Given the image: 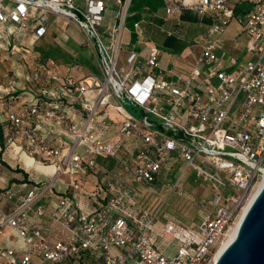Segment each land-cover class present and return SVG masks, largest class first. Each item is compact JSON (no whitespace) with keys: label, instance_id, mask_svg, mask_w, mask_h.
<instances>
[{"label":"built area","instance_id":"2783aa9c","mask_svg":"<svg viewBox=\"0 0 264 264\" xmlns=\"http://www.w3.org/2000/svg\"><path fill=\"white\" fill-rule=\"evenodd\" d=\"M14 1L8 13L0 9L2 23L14 22L7 33L32 40L46 33L49 14L64 17L95 51L98 72L58 75L37 62L26 85L15 78L0 84L7 151L25 150L56 168L55 179L41 186L0 187V232L8 227L23 243L21 250L0 247V264H81L97 254L101 264H209L216 242L264 176V0H162L167 18L190 10L209 20L194 60L167 67L152 43L121 55L132 0H114L116 18L105 24L106 0H84L83 7L74 0ZM243 5V15H236ZM233 18L247 35L242 57L216 47ZM144 22L133 23L139 45ZM177 24L159 30L181 38ZM29 52L20 44L9 49L11 56ZM55 125L71 139L49 130ZM99 156L115 159L131 181L97 180L88 190ZM188 170L211 190L209 199L200 196L198 224L160 219L164 201L154 209L137 203L135 184L172 171L174 183L166 186H175ZM60 175L68 183L56 194ZM163 241L176 244L173 254Z\"/></svg>","mask_w":264,"mask_h":264},{"label":"rangeland","instance_id":"374dc122","mask_svg":"<svg viewBox=\"0 0 264 264\" xmlns=\"http://www.w3.org/2000/svg\"><path fill=\"white\" fill-rule=\"evenodd\" d=\"M141 3L139 1H133L132 4L129 7V11H140L141 10ZM118 11V6H116L113 2L108 5L106 12H105V18H104V24L105 23H112L115 18ZM50 19L54 18V26L51 28L52 33L57 36V39H59L61 42H65L67 45L58 46L54 45L56 44V41H53L52 43H49L51 49H55L56 52L62 53L63 55H58L57 58H49L46 61L49 62V65L53 67V69L60 73V74H66L71 73L77 77H81L86 74H90V69H97L96 66V60H95V51L93 48L89 47L86 44V40L82 32L76 27V25L66 20L64 17L51 15ZM132 21L133 18L129 17L127 19V22L125 24V28L123 31L122 36V44H121V55L125 54L126 51L133 48V45H135L136 49H142L145 45L151 43L149 41L154 40L157 41L154 42L160 49V64L162 67H167L169 61H173L172 63H175L174 58H176V55H174L173 49L169 46L170 43L166 41L167 39L176 38L175 36H167L166 33L159 30L160 25H151L148 26L146 24V38L148 41L143 42L142 45H139L136 43L134 30L132 27ZM177 20H174V18H169V20H166L163 24V27L165 29H174L175 25L177 24ZM149 24V23H148ZM183 34V37L177 39V43H188V46L185 48L186 50L183 51V53L180 54V57L183 59L191 60L193 59L194 55H196L199 51V45L190 44V40L192 37L190 35H196L202 29L204 28V25L202 24H196L193 26V30L190 32V27L186 26V23L184 21H180L179 24L176 26ZM242 26L240 22L237 20V18H233L231 22L226 26L225 31L222 33V35L219 36L218 43H217V49L219 52L224 53L225 55L230 54L233 56H245V45L247 41V35L245 32L241 31ZM158 32L157 38L154 37V34ZM148 37V38H147ZM154 37V38H153ZM82 42V43H81ZM46 39L45 37H40L38 40H35L33 45L34 46H41L45 45ZM47 46V45H46ZM45 46V47H46ZM64 46V47H63ZM38 50V48H37ZM40 52V50H39ZM1 58V54H0ZM51 60V61H50ZM1 61V59H0ZM1 64V63H0ZM91 71V70H90ZM8 74L7 76H11V73L6 72ZM0 74V84L3 83L1 79ZM57 106V104H55ZM127 109L137 118H140V112L136 110L134 107H127ZM71 113V111L69 110ZM113 113V112H112ZM58 126V125H56ZM60 127V126H59ZM61 128V127H60ZM62 132V137L65 139H71L69 137V134L61 128L59 130ZM23 154H25L27 157L33 159V163L39 162L41 164V161L37 160L35 157L27 154L25 150L20 151L19 153H16L15 151H6L1 150L0 151V163H6L11 164L13 167H17L15 165L13 157H16L19 159L21 164L24 166H29L33 168V164L31 162H26L23 158ZM3 158L5 161L1 160ZM112 159V158H111ZM115 161V159H113ZM47 165L48 164H44ZM19 168V167H18ZM34 169V168H33ZM21 170V168H20ZM94 174L96 177L100 179L104 178H115L119 181L121 184H126L127 182L131 181V176L122 170V168L118 164H114V166L107 168H99L97 172H94L92 170L89 171V174ZM120 173V175H119ZM55 174V173H54ZM54 174H46L38 171H34V175L38 176L39 178L43 179L44 182H48L55 179ZM24 174L22 173V176ZM1 180V177H0ZM61 180H65L67 182L66 175H60L55 181L53 185V191H59L60 189V183ZM174 183V182H173ZM172 183V184H173ZM28 184H32L31 182H28ZM135 187H138L137 189L141 190L142 193V202L146 205H152L156 202L160 201L163 202L166 197L169 195L165 208L169 211L171 214L175 215L177 218H179L184 224L187 226L198 224L203 218L204 214L200 212V200L201 197L209 199L211 190L207 188V186L202 185L199 180H196V176L194 171L188 170L185 172L182 182L178 183L175 186H162L158 184L157 186H146L143 184H135ZM173 191V192H172ZM55 192V191H54ZM172 192V193H171ZM170 193V194H169ZM177 196V197H176ZM176 197V198H175ZM171 204V205H170ZM212 208V206H210ZM86 209V207L84 206ZM162 217H160L161 219ZM5 238V237H4ZM4 238L0 240V244L3 243L4 245L7 241L4 242ZM11 239L15 240L16 236H13ZM163 246L168 248V253L173 254L176 248V244L174 242H168L163 241ZM215 252V248L213 250Z\"/></svg>","mask_w":264,"mask_h":264},{"label":"trees","instance_id":"16d2710c","mask_svg":"<svg viewBox=\"0 0 264 264\" xmlns=\"http://www.w3.org/2000/svg\"><path fill=\"white\" fill-rule=\"evenodd\" d=\"M133 1H135V0H132V2ZM136 1H139L141 3L142 7H141L140 11H136V12L129 11L127 19L129 17L133 18L132 27H133V23L136 22V21H139V20H144V21L149 23V24L147 23L148 26H151L153 24L154 25H163L166 20H169V18H174V20H177V18H179L180 20L185 21L186 26L190 27V32L193 30V26L194 25H196V24L204 25V28L198 34L193 35V36L190 35V37H192V39H189L191 45H194L195 43H198L202 39L201 38L202 33L205 31L206 24L209 21L206 16L201 17V15H199V14L193 12V11L187 10V11L180 12V13L174 15V16H170V17L167 18V17H165V13H164V10L162 8V0H136ZM74 2L78 6H81V7L84 6V0H83V3L81 2L79 4L77 3V0H74ZM112 2L114 3V0H106V6L108 7V5H110ZM16 4L17 3L14 0H0V9H1L2 13L6 14L11 9V7L15 6ZM244 7H245V5H243L239 9H237L236 12H235L236 15H240V16L243 15L244 12L241 9L242 8L244 9ZM51 15H55V14H51ZM48 16H50V14ZM127 19H126V22H127ZM13 26H14V22L12 20H9L7 23H2L0 21V34H1V36H0V51H6L7 52V51H9V49L11 48V46L13 44H20V45H22L24 47H27L29 49L30 53L33 52L34 51L33 43H34L35 40H38L40 37H38V38L37 37H33L32 40H30V38H29L27 42H22L23 40H21V37H23L25 35H21V34L14 35V34L7 33V30L8 29H12ZM143 26L146 29V27H145L146 24L143 23ZM157 34H158V32L156 34H154L155 38H157V36H158ZM43 36H41V37H43ZM177 39L173 37L170 40L167 39L166 41H168L170 43L169 46L173 50H175L177 52H182L188 46L189 42L188 43L179 44V43H177ZM145 41H148V40L145 39ZM156 41H157V39H156ZM156 41L151 40L149 42H151L152 44L156 45L154 43ZM41 55H42V61L46 64V66H48L49 69H51L52 71H54L58 75H65V74H60V73L56 72L53 69V67H51L49 65V62L46 61L49 58H57L58 55H63L62 53L56 52L55 49H51L50 46H49V48L47 50H42ZM90 70H89V73H97L98 72L97 69H90ZM66 74L73 75L71 73H66ZM73 76L77 77L75 75H73ZM4 83H6V82H4ZM5 127H6L5 121H4V123L0 122V151L2 149L7 151V147H8V139H7V136H6ZM101 159L102 160H109L111 158L110 157L99 156L97 158V161L99 162V160H101ZM1 160L5 161L3 158H1ZM2 164L4 165L3 169H7V167L10 168L9 164H6V163H2ZM16 166L17 167H14L12 170L17 172V173H20L21 177L11 179L8 184L4 185V187H9L12 183H28V182H31V183L36 184L38 186H41V184L44 183L43 179H41L38 176L34 175V171H36V170L28 169V168L23 167L22 165H19V164L16 165ZM111 166H114V164L103 166V168H107L108 169ZM99 167H100V165H99ZM20 168H21V170H20ZM22 173L24 174L23 176H22ZM164 174L162 175V177H164L163 179L160 178L159 180L153 182L152 184H143V185L151 187V186H154V185L157 186L158 184H160L162 186H166L167 182H170L172 184V182H173V176H172L173 172L172 171L170 173L168 172L167 175H164ZM2 175L3 174L1 172V176ZM165 176H166V178H165ZM166 187H168V186H166ZM137 188L138 187H135V190L138 193L137 203L140 206H143V207H146V208H149V209H154L158 204L161 203L160 201H158V202H156L155 204H152V205L144 204L142 202V198H141L142 197L141 190H139ZM58 193L62 194L64 192H58ZM168 197H169V195L166 197V199L163 202V205H162V207L160 209L159 218L160 217H162V218H164V217L165 218H171L174 221L179 222V223L187 226L179 218H177L175 215L171 214L169 212L171 210H168V209L165 208V204H166V201H167ZM194 225L195 224L190 225V226H194ZM81 264H101V257L98 254H97V256L96 255H92V256L84 259Z\"/></svg>","mask_w":264,"mask_h":264},{"label":"crops","instance_id":"0c3cea01","mask_svg":"<svg viewBox=\"0 0 264 264\" xmlns=\"http://www.w3.org/2000/svg\"><path fill=\"white\" fill-rule=\"evenodd\" d=\"M81 2L83 3V0H77L78 4ZM49 17L50 16H48V19H47V30H46V33L44 35V37L46 39L45 45H41L40 47L34 46V48H33L34 51L31 53L30 52L29 53H22V54L19 53V54L14 55V56L9 55V51H7V52L6 51H0L1 52L0 53L1 54L0 74L2 76L1 79H2L3 83L7 82L8 80H10L12 78H15L19 81V85H21V86L26 85L27 84L26 78L32 72L35 64L37 62H43L41 52H42V50H47L49 48V45H50L49 43L53 44V41H56V44H54V45H58V46L65 45V47H66L67 44L63 41L61 42L59 39H57V36H55V34L52 33L51 28L54 26V21H53L54 18L50 19ZM29 38H30L29 35H25V36L21 37V40H23L22 42H27ZM37 48H38V50H37ZM39 50H41V51L39 52ZM184 50H186V49H184ZM183 51L177 52V51L173 50L172 53L174 55H176V58H174L175 62H177L179 60H181V61L185 60V59H183V56H182V58L180 57V54L183 53ZM196 55H194V57ZM194 57H193V60H194ZM191 60H189V61H191ZM172 62L173 61H169L168 65L173 64ZM6 72L11 73V76L8 77L7 76L8 74H6ZM4 121H5V111L0 107V122L4 123ZM49 130L56 132V133H62L59 131V130H61V128L59 126H56V125L53 128L49 127ZM47 133H49V137L52 140V137L54 135L52 136L50 134V131H48ZM60 136H62V135H60ZM98 164L100 165L99 168H103V166L115 164V161L113 159H109V160H102L101 159V160H99ZM9 166L11 169L8 167H7V169H3L4 165L2 163H0L1 172L3 174L1 176V180H0V187H4V185L8 184L11 179L21 177L20 173H17V172L12 170L14 167L11 164H9ZM110 178L111 177L100 179V180H108ZM97 180H99V179L96 177V175L90 173L87 177V182H86L87 189L91 190L93 188L94 183ZM61 181L62 182L59 185L61 190H59V191L54 190L56 194H60L58 192H64L66 187H67L68 180H67V182L65 180H61ZM53 197L55 198V196H53ZM52 204H54V200L52 201ZM13 236H16L15 240L11 239ZM3 238H4V242L5 241H7V242L4 245H2L3 243H1L0 247H12V248H15L17 250H21L23 248L22 240L8 227L1 230V232H0V240Z\"/></svg>","mask_w":264,"mask_h":264},{"label":"water","instance_id":"95a60500","mask_svg":"<svg viewBox=\"0 0 264 264\" xmlns=\"http://www.w3.org/2000/svg\"><path fill=\"white\" fill-rule=\"evenodd\" d=\"M214 264H264V182Z\"/></svg>","mask_w":264,"mask_h":264},{"label":"bare ground","instance_id":"6f19581e","mask_svg":"<svg viewBox=\"0 0 264 264\" xmlns=\"http://www.w3.org/2000/svg\"><path fill=\"white\" fill-rule=\"evenodd\" d=\"M23 158L26 162H31V164H33V168L34 170L38 171V172H42V173H46V174H54L56 173V168L54 165H44L41 164L39 162H36L35 164L33 163V159L27 157L25 154H23ZM26 168H29V166H25ZM32 168V169H33ZM264 182V176L263 179L256 183L253 190L250 192L249 196L247 197V200L243 206L242 211L237 215V217L235 218L234 222L230 224L228 230L225 232V234L223 235V237H221L215 245V252H213L212 255V259L211 262L209 264H214L216 258L218 257V255L220 254V252L229 244V242L234 238L238 226L240 224V221L244 215V213L246 212L249 204L251 203V201L253 200L254 196L256 195V193L259 191V189L261 188L262 184Z\"/></svg>","mask_w":264,"mask_h":264}]
</instances>
